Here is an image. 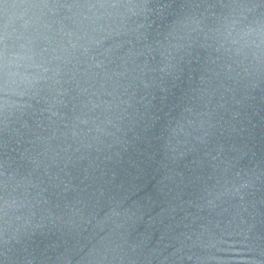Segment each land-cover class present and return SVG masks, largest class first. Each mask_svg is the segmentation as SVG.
Listing matches in <instances>:
<instances>
[{
	"label": "water",
	"instance_id": "obj_1",
	"mask_svg": "<svg viewBox=\"0 0 264 264\" xmlns=\"http://www.w3.org/2000/svg\"><path fill=\"white\" fill-rule=\"evenodd\" d=\"M4 264H264V0H0Z\"/></svg>",
	"mask_w": 264,
	"mask_h": 264
},
{
	"label": "snow or ice",
	"instance_id": "obj_2",
	"mask_svg": "<svg viewBox=\"0 0 264 264\" xmlns=\"http://www.w3.org/2000/svg\"><path fill=\"white\" fill-rule=\"evenodd\" d=\"M21 3H29L33 2V0H20ZM44 4H46V0H42ZM2 51H3V26L0 24V58H2ZM0 111H2V106H0ZM2 167V165H0ZM3 173L0 172V176H2ZM0 211H2V205H0ZM4 244L5 241L3 240L2 236H0V264H4L5 257H4Z\"/></svg>",
	"mask_w": 264,
	"mask_h": 264
}]
</instances>
